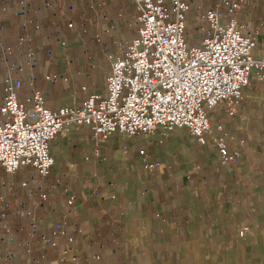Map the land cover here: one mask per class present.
<instances>
[{
  "label": "crops",
  "instance_id": "1",
  "mask_svg": "<svg viewBox=\"0 0 264 264\" xmlns=\"http://www.w3.org/2000/svg\"><path fill=\"white\" fill-rule=\"evenodd\" d=\"M44 1L28 0V11L21 13L20 0H0V36L11 48L8 58L23 67L16 72L23 79L19 97L39 89L54 108L104 94L118 43L136 33L133 2L48 0L38 9ZM203 1L190 0L189 21L196 7L217 0ZM231 1L240 3L234 15L256 31L255 55L263 53L264 0ZM24 33L35 51L32 68L15 48ZM5 70L0 64V100ZM53 73L62 77H45ZM208 115L213 129L226 132L229 149L238 150L235 160L221 158L207 136L196 138L182 128L133 137L115 133L97 142L88 127L59 133L50 143V173L32 184L47 192L36 210L43 221L31 238L32 255L45 256L38 264H69L58 261V250L38 238L55 219L64 220L74 238L61 244L76 249L77 264H264V81L252 72L232 114L218 105ZM141 149L160 164L148 169ZM32 173L20 168L13 176L1 171L0 176L17 181ZM10 200L18 205L16 198ZM21 200L34 208L38 196ZM10 223L15 230L22 225L17 234L29 239L25 216L16 214ZM244 225L248 231L239 236ZM12 249L14 258L3 260L0 242V264H24L25 250L16 244Z\"/></svg>",
  "mask_w": 264,
  "mask_h": 264
},
{
  "label": "built area",
  "instance_id": "2",
  "mask_svg": "<svg viewBox=\"0 0 264 264\" xmlns=\"http://www.w3.org/2000/svg\"><path fill=\"white\" fill-rule=\"evenodd\" d=\"M131 1L136 9V33L129 41L118 43L105 76V93H90L79 103L49 107L43 93L35 88L21 99L23 79L16 72L23 67L8 58L11 48L0 36V64L6 68L0 100V171L13 176L20 168L34 170L17 181L0 176L3 260L14 258L15 244L25 250L24 264H38L45 259L44 255H32L31 238L43 221L36 210L47 192L32 184L37 176L44 178L50 173L54 165L50 143L59 133L88 127L92 140L97 142L115 133L133 137L182 128L196 138L207 136L225 160H235L239 155L238 150L229 149L221 126L212 128L208 110L222 105L227 114H232L244 96L251 73L264 81V52L254 53L256 31L234 15L240 3L217 0L204 9L198 6L189 21L190 0ZM28 3L20 0L18 12H27ZM49 4L45 0L38 9ZM1 9L7 8L2 5ZM26 23L23 21L22 28ZM189 23L192 31L187 29ZM95 34L98 36V32ZM58 41L65 44L62 39ZM15 48L23 52L28 68H32L36 56L26 33L17 36ZM29 77L33 79L32 74ZM45 77L55 80L62 74ZM140 151L148 169L160 164L148 159L146 150ZM29 194L38 196L34 208L26 207L21 200ZM10 198H16L18 205L13 206ZM16 214L29 221L27 240L17 234L22 225L17 230L11 226L10 219ZM247 231V225L241 226L238 235ZM38 238L41 244L58 250V261L77 264L76 249L61 244V240L69 244L74 240L64 220H53Z\"/></svg>",
  "mask_w": 264,
  "mask_h": 264
},
{
  "label": "rangeland",
  "instance_id": "3",
  "mask_svg": "<svg viewBox=\"0 0 264 264\" xmlns=\"http://www.w3.org/2000/svg\"><path fill=\"white\" fill-rule=\"evenodd\" d=\"M195 1H197V2H201L202 0H195ZM204 3H206V0H204L203 1ZM187 29L188 30H193L192 28H191V25H190V23L189 24H187ZM192 34L194 35V36H196L197 34H195V30L192 32ZM18 177V176H17Z\"/></svg>",
  "mask_w": 264,
  "mask_h": 264
}]
</instances>
